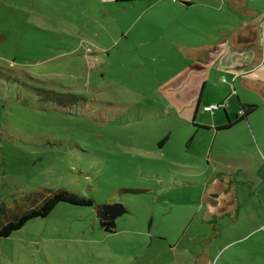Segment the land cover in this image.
I'll return each instance as SVG.
<instances>
[{"label": "rangeland", "instance_id": "1", "mask_svg": "<svg viewBox=\"0 0 264 264\" xmlns=\"http://www.w3.org/2000/svg\"><path fill=\"white\" fill-rule=\"evenodd\" d=\"M127 5L0 0V203L29 206L25 194L34 200L50 188L95 202H60L0 236V264H264V230L241 237L246 211H220L193 182L189 164L205 132L191 140V122L153 108L159 96L145 93L155 68L171 63L127 52L143 51L146 37L144 18ZM47 91L87 102L59 106ZM263 111H254L250 134ZM243 144L254 148L251 139ZM259 155L241 159L251 185L264 177ZM235 180L244 190L245 175ZM109 201L128 211L115 218V232L102 230L96 215Z\"/></svg>", "mask_w": 264, "mask_h": 264}, {"label": "crops", "instance_id": "2", "mask_svg": "<svg viewBox=\"0 0 264 264\" xmlns=\"http://www.w3.org/2000/svg\"><path fill=\"white\" fill-rule=\"evenodd\" d=\"M126 3L131 12L137 10L139 18H144L146 32L143 51L128 47L127 52L137 58L146 56L145 62L169 59L171 63L162 72V67L155 68L154 86L145 91L160 98L153 108L171 114L180 123L191 122V140L200 136L199 130L205 132L199 137L202 149L189 164L194 184L202 187V200L210 205L218 203L220 211L229 212L230 216L245 210L248 225L236 229L242 231L241 237L264 230V214L260 215L264 209V177L251 185L241 161L253 155L261 159L259 153L264 155V111L258 121L263 128L249 133L251 120L257 117L252 119L254 111L264 109V0ZM124 16L126 24L131 25L128 16ZM148 39L153 41L147 43ZM233 97L236 106L230 105ZM213 104L219 106L212 111L202 108ZM240 104H253L256 108L238 120ZM228 122L229 127L221 128ZM167 138L168 135L156 140L157 147H163ZM246 139L252 140V151L244 150ZM237 174L245 175L242 191H237L235 185Z\"/></svg>", "mask_w": 264, "mask_h": 264}, {"label": "trees", "instance_id": "3", "mask_svg": "<svg viewBox=\"0 0 264 264\" xmlns=\"http://www.w3.org/2000/svg\"><path fill=\"white\" fill-rule=\"evenodd\" d=\"M115 1L126 2L131 0ZM60 94L62 96H60ZM45 96H47L53 102H58L59 106H61L65 100L76 104H85L87 102L86 97L79 93H50L47 91ZM239 106L240 110L238 113H236V118L238 120L245 119L256 108V105L253 104H240ZM230 123L231 122H228L227 124L221 126V128L229 127ZM24 196L26 199L31 200V204L29 206L26 205L23 207H18L14 204L8 205L4 202L0 203V236H8L11 232L19 229L32 218L47 216L48 213L60 202L89 207H93L95 203L94 199L90 196L78 194L62 188L43 189V191L39 193L38 198L35 197L34 200L32 199L34 196L29 193L25 194ZM98 225L105 232H115V219L103 220L98 217Z\"/></svg>", "mask_w": 264, "mask_h": 264}, {"label": "water", "instance_id": "4", "mask_svg": "<svg viewBox=\"0 0 264 264\" xmlns=\"http://www.w3.org/2000/svg\"><path fill=\"white\" fill-rule=\"evenodd\" d=\"M127 212L119 202L104 203L96 206V215L103 220H113L117 216Z\"/></svg>", "mask_w": 264, "mask_h": 264}, {"label": "built area", "instance_id": "5", "mask_svg": "<svg viewBox=\"0 0 264 264\" xmlns=\"http://www.w3.org/2000/svg\"><path fill=\"white\" fill-rule=\"evenodd\" d=\"M218 106H219L218 104H213V105H205L202 108L203 110L212 111L216 109Z\"/></svg>", "mask_w": 264, "mask_h": 264}]
</instances>
